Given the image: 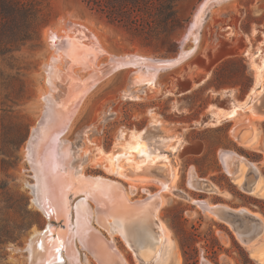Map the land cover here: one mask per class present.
Returning <instances> with one entry per match:
<instances>
[{
	"label": "rangeland",
	"instance_id": "374dc122",
	"mask_svg": "<svg viewBox=\"0 0 264 264\" xmlns=\"http://www.w3.org/2000/svg\"><path fill=\"white\" fill-rule=\"evenodd\" d=\"M204 1L191 0L179 5L178 16L184 22V27L171 36L174 48L154 52L143 49L138 43H132L122 30L109 25L89 10L82 0H47L52 21L41 30L40 41L36 46L28 44L17 53L25 68L20 80L9 77L7 81L0 82V264H30L26 244L34 232L42 231L47 224V218L33 203L30 186L36 183V179L26 151L33 129L44 116V98L49 92L46 67L54 53L51 36L60 34L67 23L89 29L87 31L98 40L105 53L100 58L102 65L109 64L110 57L138 56L144 59L173 60L178 57L180 50L194 48L188 57L161 71L153 88L134 84L135 72L142 66L140 64L102 77L85 96L69 128L59 137L60 150L65 146L71 150V167H75L76 173L120 182L128 191L129 200L134 202L144 200L150 194H158V218L166 225L176 243L182 264H264V254L260 256L257 251L264 250V241L255 246L257 252L252 251L244 245L233 226L219 216L204 211L198 204L205 202L210 207L227 209L228 206L221 204H232L234 209L249 208L250 212L264 217V198L251 194L253 190L248 192L242 188L243 183L252 180L256 181L255 186L260 180L264 182V133L261 137L262 147L254 148L242 145L237 136L227 140L224 126L201 127L190 131L188 139H206L208 150L200 158H187L179 166L175 164L178 178L168 191L155 185H131L108 168L106 155L119 152L131 131L143 132V137H146L155 134L157 130L162 131L165 124H172L171 121L181 124L199 117L208 102V89L238 86L239 94L244 95L253 79L245 60L250 61L259 79L260 59L257 55H251L250 60L232 59L220 64L204 85L196 87L191 93L178 94L180 86L190 81L187 73L190 57L195 52L208 53L215 39L229 36L244 41L250 35L258 46L253 54L264 50V43H260L264 42V0H218L214 7L204 12V20L197 30L199 35L195 42L190 27ZM2 70L5 78L16 75V71L4 65ZM88 76L87 71L81 74L85 79ZM174 87L177 89L174 90ZM149 90L154 93L150 94ZM185 109L191 112L185 114ZM178 110L183 111V114L180 115ZM261 124L264 130V122L261 121ZM218 147H223L219 150L220 156L227 147L232 150L235 147L242 157L235 155L234 160L231 159V169H223L219 165V172L214 155ZM181 152L184 156V150ZM170 162L173 165L172 160ZM236 162L239 163V169L238 165L236 169L233 167ZM195 164H198V175ZM193 172L198 179L210 175L207 182L222 186V191L214 186L208 192L201 191L205 188H198L188 182ZM248 172L250 178L246 180ZM81 197L79 195L71 199L72 207ZM88 203L91 208H95L94 203ZM69 221L70 228H74L73 209ZM92 225L106 235L127 264H143L120 234H109L96 220H92ZM262 235L264 237V233ZM77 241L75 239L76 246ZM81 260L85 261V258ZM86 261V264H98L90 255Z\"/></svg>",
	"mask_w": 264,
	"mask_h": 264
},
{
	"label": "bare ground",
	"instance_id": "6f19581e",
	"mask_svg": "<svg viewBox=\"0 0 264 264\" xmlns=\"http://www.w3.org/2000/svg\"><path fill=\"white\" fill-rule=\"evenodd\" d=\"M209 1L207 0L202 4L190 27L191 37L195 42L198 40L199 34H197V30L200 29V24L204 20V10L208 7ZM77 25L67 23L63 26L60 34L51 36L54 53L46 67L49 87V92L45 96L47 102L49 103L51 100L56 102L57 95L63 93L65 100L61 103L63 106L60 105L59 107L64 108L65 111L68 108L72 110L74 107L77 111L85 96L94 87L95 82L98 84V81L101 80L100 70L104 66L101 64L100 58L105 53L99 46L98 40L87 31L89 29ZM64 40L66 42L65 46L63 44ZM192 51H194V48L184 52L191 54ZM257 56L260 59L258 65L259 76L264 80V50L260 51ZM110 59H113V57H110ZM137 64L142 66H139L135 72L134 84H145L151 88L154 87L163 64L154 66L144 58H141ZM153 66L156 69L151 71L150 67ZM128 67H131L130 64L122 61L117 66H114L110 73ZM86 71L89 74L87 79L81 77V74ZM260 77L259 80L261 79ZM261 84L263 85V82ZM67 105L68 107H66ZM71 110L66 111L64 117L58 113H55V116L52 117L51 114L53 125L40 131L39 136L32 133L33 137L31 135L27 143L29 150L26 151V156L32 165L36 179V183L30 186L33 203L36 205L38 201L43 199L51 201L57 208L58 218L63 219L66 225L65 229L58 228L55 230L51 228L48 234H44L43 231L34 232L26 244L30 264H86L87 256L89 255L98 264H127L114 245L109 248L108 243L100 236H97L98 252L96 253L83 249L79 244L75 245V239L77 240L76 233L87 234L91 232L92 228H94L92 220H96L98 217L101 218L103 223L101 224L102 227H100L106 229L109 233L120 234L136 252L143 264H182L176 250V243L171 238L166 225L158 218L160 201L158 194H150L146 200L134 202L129 200V193L122 184H117L106 178L86 176L82 172L76 173L75 167H71V164H69L72 158L71 150L69 151L68 148H65L66 146L60 150L57 144L63 126H67L68 129L75 117L74 114V116L69 118V121L66 120ZM229 116H231V113ZM143 136L139 132L131 131L128 138L121 145L119 152H110L106 155L108 168L131 185H155L163 191H168L174 186L173 184L178 178L177 169L173 167L168 156L155 153V150L153 153L150 149L151 147H149L150 145L148 146V142L145 143ZM241 144L246 147L256 148L254 138L250 141H243ZM45 149L47 150L42 152ZM172 150L176 151L177 147L173 146ZM230 157L234 160L235 155H224L226 169L232 166V163L228 164L227 160ZM235 166L236 164L233 167ZM38 171L41 172L40 175ZM160 173L166 174L167 180L161 178ZM38 178L41 179L42 187L39 185ZM133 187H130L132 191L134 190ZM35 192L37 196H35ZM251 194L264 198V182L260 180ZM79 195H82L83 199L72 207L71 196L75 198ZM89 201L94 203V205H99L101 212L97 214L96 209L94 207L91 208L89 205ZM71 207L75 214L74 228H70L69 223ZM255 215L264 221V217L261 214L255 213ZM138 231H140V235L136 236L135 234ZM56 233L57 237L54 239L53 236ZM262 238H264L263 235L254 243L248 245L244 243V245L254 252H260L259 255L261 256V254H264V250L255 251L254 248L261 241H264ZM133 240H137V242H133ZM62 241L66 242L67 249V253H60L64 263L55 259ZM135 243L139 245L138 250L135 248ZM82 257L85 258V261L81 260ZM70 258L74 259V261L72 262Z\"/></svg>",
	"mask_w": 264,
	"mask_h": 264
},
{
	"label": "crops",
	"instance_id": "0c3cea01",
	"mask_svg": "<svg viewBox=\"0 0 264 264\" xmlns=\"http://www.w3.org/2000/svg\"><path fill=\"white\" fill-rule=\"evenodd\" d=\"M260 43H264V42L262 41ZM257 48L258 46L253 41V37H251L250 35H247L244 41L240 40L238 37H229V36H222L220 39H215L213 46L211 47L208 53L199 52L196 54L195 52V54L190 57V60H188L190 65L188 67L187 73L190 77V81L184 83L183 85L187 84V86H190L192 84L193 87L190 91L183 94L191 93L196 87L204 85L207 81H209L211 76L214 74L216 68L220 64L232 59L248 58L250 60L251 55H257V54H253L257 50ZM245 62L248 64L249 70L252 72L253 79L250 87L248 88V91L244 95L239 94L240 89L238 86H221L218 88L214 87L212 89H208L207 90L208 102L204 106L203 110L200 112L199 117H197L192 121L181 122V124H178L177 121H171L172 124L168 126L165 124L164 126L166 127H164L162 131L157 130L158 132H156L155 134L152 135L150 134V136L143 137L145 143L148 142V146L150 145L149 147H151L150 149L152 150V152L154 153L155 150V153H158L160 155H165L168 156V158H171L173 165L176 169L177 167L175 164L179 166V164L182 161L186 160L187 158H200L204 156V154L208 150V142L206 141V139L203 138H196L192 140L188 139V134L190 133V131L199 130L201 127L218 128L221 126L225 127L224 135L227 138V140H230L231 136H239L240 134L245 132L246 134L254 136L253 138L255 139V144L257 148L262 147L261 137L264 133V130L262 128L261 121L264 122V120H262V118H264V116L262 115L263 112L262 106L264 105V80L263 79L259 80L257 78V74L255 73L253 66H251V64L249 63L250 61L248 62V60H245ZM160 75L161 72L156 80V83L158 82ZM202 79H204L203 82L198 84V82L201 81ZM260 82L261 83L263 82V85ZM137 86H147V85L138 84ZM176 89L177 87H174V90ZM149 93L151 94L154 92L153 90H149ZM178 112L180 113V115L183 114V111L178 110ZM184 112L185 114H188L191 112V110L185 109ZM230 113L231 116H229ZM232 113L234 114V116L235 115L236 116L235 117L232 116L233 115ZM155 115L159 117L156 113ZM136 132L143 134V132L140 131H136ZM173 146L177 147L176 151L172 150ZM235 147H233V150L229 149L230 147H227L226 149H224V151L235 153L236 155L242 157L241 155H239V153H237L238 151ZM221 148L223 147H218L216 148V150H214L215 152L214 155L216 156V162H217L216 164L218 166L217 170L219 172H221L220 166L223 167V169L225 168V161H223L220 156L219 150ZM182 150H184V154H185L184 156L181 155ZM231 161L232 160L230 158V160H228V164H230ZM238 164L239 163L236 162V166ZM194 166L197 171L198 164H195ZM236 166L234 167L235 169ZM196 174L198 175L200 173L197 171ZM246 176L247 179L250 178L249 172L247 173ZM208 179H210V175H204L203 179L202 178L198 179L195 176V173L193 172L192 175L190 176V179H188V182L198 186V188H202V189L205 188L204 190L201 189H196V190H201L206 192L209 187L213 189L215 187L222 191V186L216 183L215 185H211L207 182ZM255 182L256 181L252 180L249 182V184L251 183L255 184ZM249 204L251 206L254 205L252 203ZM221 205L228 206L229 209L238 211V209H234V207H232V204L230 205L221 204ZM244 209L248 210L249 208H244ZM263 225H264V221H263Z\"/></svg>",
	"mask_w": 264,
	"mask_h": 264
},
{
	"label": "trees",
	"instance_id": "16d2710c",
	"mask_svg": "<svg viewBox=\"0 0 264 264\" xmlns=\"http://www.w3.org/2000/svg\"><path fill=\"white\" fill-rule=\"evenodd\" d=\"M188 1L82 0L89 10L122 30L132 43L154 52L174 48L171 36L184 27L178 7ZM51 21L47 0H0V82L9 77L20 80L25 68L17 53L28 44L36 46L41 30ZM3 65L16 75L5 78Z\"/></svg>",
	"mask_w": 264,
	"mask_h": 264
},
{
	"label": "water",
	"instance_id": "95a60500",
	"mask_svg": "<svg viewBox=\"0 0 264 264\" xmlns=\"http://www.w3.org/2000/svg\"><path fill=\"white\" fill-rule=\"evenodd\" d=\"M205 1H207V0H205ZM217 2H218V0H210L208 2V5H207L208 7L204 11L208 10L211 6H213ZM63 44H64V46L66 45L65 40L63 41ZM188 55L189 54H186L184 51L180 50V52L178 53V57L176 59H173V60H158V59L147 58L146 61L148 63L154 65V66H160V64L161 65L163 64V66H161L160 70L164 71V70H167V69L171 68L172 66L176 65L177 63H179L182 59H184ZM139 60H141V57H138V56L113 57V59H110L109 64L104 65L101 68V70H100L101 71V75H102V77L109 75L110 72L112 71V69L114 68V66H117V64L119 62L126 61V63H129L130 66H136V65H139V64H137V63H139ZM154 66L150 67L151 71L156 69V67H154ZM203 80L204 79L199 81L198 84L202 83ZM96 83L97 82H95V85H96ZM192 87H193L192 84L190 86H187V84L182 85V86H180V91H179L178 94L186 93V92L190 91L192 89ZM63 95H64L63 93H59L57 95L56 102L51 100L52 102L50 101L48 103L46 97L44 98L45 103H46L44 116L41 118V120L39 121V123L36 126V128H34L35 130L33 129L34 131H32V133L34 135L39 136L40 131H43V130L46 129V127L49 128V127H51L53 125L52 124L53 123V119L51 120V117H50L51 114H52V117L55 116V113H58L59 115H62L64 117L66 115V111L71 110V109L68 108L65 111L64 108L62 109V107L61 108L59 107L60 105H62L61 103H63V101L65 100ZM66 107H68V105ZM74 108L70 111L69 116H68V118L66 120L69 121V118H71L72 116H74V114H76L75 112H77V111H76V108L75 109ZM262 111H263L262 115L264 116V105L262 106ZM66 130H67V126H63L60 135L64 134L66 132ZM32 133H31V135L33 137ZM31 135H30V138H31ZM30 138H29V140H30ZM237 138H238V141L240 143H242L243 141L245 142V141L252 140L253 136L247 135L246 133H242L239 136H237ZM57 144L59 145V149H60L59 140L57 141ZM28 148H29V145H27V150H29ZM30 150H31V146H30ZM46 150L47 149H45L42 152H45ZM225 154L226 155H230V156L231 155H236L235 153H230V152L223 151L221 153V158H222L223 161H224V155ZM29 163H30V161H29ZM30 165H31V163H30ZM41 165H40V170H41ZM31 167H32V165H31ZM249 168L253 169L252 167H249ZM38 172H39V175H40L41 172L40 171H38ZM153 173H148V174H153ZM160 176H161V178H164V180L167 178V175L163 174V173H160ZM94 177H100V176H94ZM100 178H103V177H100ZM103 179H105V178H103ZM245 179L247 180V176H246ZM108 180L113 181L111 179H108ZM38 181H39L40 187H42L41 179L38 178ZM113 182H115L117 184H121L118 181H113ZM254 186H255L254 183H251V184L243 183L242 184L243 190L244 191H248V192H251L253 190ZM211 189H213V188L209 187L207 191H210ZM35 196H37L36 192H35ZM72 198H73V196H71V199ZM82 199H83V197L79 198L77 203L80 200H82ZM146 199H147V197L144 200H146ZM36 206H37V208H39V210L47 218V224H46L45 228L42 230L44 234H48L50 232L51 228H54L55 230H57L58 228L65 229L66 225L64 223V220L58 218L59 217V215H58L59 213L57 211V208L54 206V204L51 201H49L47 199H45V200L43 199L41 201H38L36 203ZM200 206L202 207V209L204 211H208V212H211L214 215L219 216V218H221L224 222H227L228 224L233 226V228H235L238 231L240 238L243 240V242L246 245L253 243L259 236H261L264 233L263 221L260 218H258L255 214L251 213L250 211H248L246 209L235 211V210L227 209L225 207H213L212 208L208 204H206L205 202H200ZM95 209H96L97 214L101 212V208H100L99 205H95ZM96 222H97V224L99 226L102 227L101 224H103V223H102L101 218H99V217L96 218ZM102 229H104V228H102ZM104 230L107 231L106 229H104ZM139 232L140 231H138V233L135 234V235L136 236L140 235ZM110 233L112 235L118 234V233H112V232H110ZM135 235H134V237H135ZM76 236H77L78 244L80 246H82L83 249L88 250L89 252H92V253L98 252L97 236L102 237L108 243V247L109 248L113 247V244L106 237V235L103 234L96 227L92 228V231L88 232L87 234H83L81 232H77ZM53 237H54V239H56L57 233ZM136 239H137V237H136ZM60 241H61V239H60ZM133 242H137V240L136 241L133 240ZM137 245L138 244H136V246H135L136 250H138V248H139V245L138 246ZM60 253H67L66 242L65 241H62V244H61L59 250L57 251L56 258H55V259L58 260V262H63L62 258L60 257ZM70 260H72V262L74 261V259H72V258H70ZM204 264H207V263H204Z\"/></svg>",
	"mask_w": 264,
	"mask_h": 264
}]
</instances>
